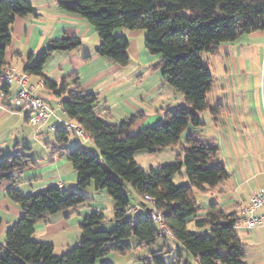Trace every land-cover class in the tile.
Here are the masks:
<instances>
[{
	"label": "trees",
	"instance_id": "trees-1",
	"mask_svg": "<svg viewBox=\"0 0 264 264\" xmlns=\"http://www.w3.org/2000/svg\"><path fill=\"white\" fill-rule=\"evenodd\" d=\"M57 4L95 29L98 56L122 67L129 62L128 39L115 31L145 32V49L160 57L151 68L161 71L163 80L181 94L184 104L173 111L165 110L160 123L121 139L141 114L126 122L107 124L95 112L98 95L83 90L76 73L63 78L59 85L43 73L45 62L55 52L75 50L82 43L79 38L50 41L30 56L22 73L43 81L45 90L60 100L65 116L89 138L97 154H89L82 145L69 150V133L56 130L54 141L58 147L53 154L66 157L76 172L80 190L76 192L49 186L23 195L15 187L16 180L20 173L36 167V160L27 152H17L0 161V183L11 184L7 196L21 208L20 218L7 228L0 245V264H96L107 254L124 255L138 247L152 246L161 238L175 242L173 261L164 260L173 251H166V244L139 261L189 264L185 257H192L198 264H247L246 245L235 231L240 219L225 213L217 202H211L206 214L199 215L201 204L196 194L212 191L228 179L217 146L191 135L182 142L180 138L188 125H202L201 112L219 114L221 107H210L207 98L212 78L209 58L218 53L219 44L264 31V0H57ZM31 14L33 7L27 0H0V77L7 67L5 54L12 26L17 18ZM10 86L0 88L4 98L10 95ZM170 147L179 150L173 164L145 172L135 161L134 155L140 150L155 154ZM182 169L189 185L177 186L173 177ZM91 183L113 200L114 228L95 230L106 218L94 211L79 223V242L62 255H56L51 245L33 241L37 222L87 205L90 199L82 191ZM126 185L138 195L140 203L145 195L155 199L154 207L171 236L162 235L148 215L136 220L127 216L130 197ZM190 223L192 231L188 230Z\"/></svg>",
	"mask_w": 264,
	"mask_h": 264
},
{
	"label": "crops",
	"instance_id": "crops-1",
	"mask_svg": "<svg viewBox=\"0 0 264 264\" xmlns=\"http://www.w3.org/2000/svg\"><path fill=\"white\" fill-rule=\"evenodd\" d=\"M27 1L33 7V14L17 18L12 26L11 43L5 54L7 67L22 74L24 62L44 49L50 41L64 37L79 38L82 43L75 50L55 52L45 62L43 73L54 85H59L63 78L76 73L80 87L98 95L95 112L107 124L126 122L141 114L120 136L121 139L160 123L165 110L173 111L184 104L181 94L163 80L161 71L151 68L160 57L149 54L145 49L143 31H117L128 39L129 62L122 67L96 54L98 33L81 17L60 9L57 0ZM209 63L212 78L207 98L210 107H221L220 112L216 116L208 110L201 112L202 125H188L180 140L184 137L182 142L191 135L213 142L228 179L214 190L200 195V200L197 199L201 204L199 215L206 214L211 202H217L225 213L235 214L240 219L235 231L246 245L247 264H264V223L248 228L243 213L251 194L264 191V31L243 35L232 43L219 44L218 53L209 58ZM25 88L33 96L44 99L53 109V115L46 125L40 126L15 101L17 84L10 86L7 98L0 92V161L17 152H27L36 160L38 165L20 173L16 180L15 187L23 195L49 186L66 192L80 191L77 174L67 158L53 154V149L58 147L54 141L56 130L69 133V150L87 143L94 148L93 144L87 136L83 139L74 133L71 127L75 123L61 110L60 100L45 90L43 81L27 76ZM50 135L54 136L53 140H50ZM137 154L148 160L157 154V161L150 166V169H154L156 166L170 165L173 160L175 162L179 150L170 147L149 155L140 150L134 158ZM10 187L7 181L0 183V245L4 243L7 228L21 216L20 206L7 196ZM82 192L90 202L37 222L33 241L51 245L56 255H62L79 242V223L88 214L94 211L104 214L107 210L113 215L114 202L106 191L95 190L91 183ZM131 192L135 205L129 207L130 218H144L149 206L144 201L140 203L132 189ZM111 222L109 226L106 225L107 228L99 225L95 230L111 229ZM156 243L152 246L155 247ZM160 244L157 249L138 247L124 255L110 253L98 259L96 264H145L139 259L160 250L165 244L166 251L173 250L166 254L171 257L175 250L167 248V241ZM173 258L166 262L173 261ZM189 258L185 257L190 264Z\"/></svg>",
	"mask_w": 264,
	"mask_h": 264
},
{
	"label": "built area",
	"instance_id": "built-area-1",
	"mask_svg": "<svg viewBox=\"0 0 264 264\" xmlns=\"http://www.w3.org/2000/svg\"><path fill=\"white\" fill-rule=\"evenodd\" d=\"M27 75L17 74L11 67H6L0 77V88L4 85H11L13 83L18 85L15 93V101L29 111L32 120L40 125H46L50 116L53 115L51 108L40 97L33 96L29 90L25 88ZM71 129L77 136L85 138V134L76 125ZM143 201L148 203L149 211L147 213L155 223L159 226V231L162 235L171 236L169 230L162 223L161 214L155 209V199L150 196H143ZM131 212V209L128 210ZM243 213L246 216L245 222L248 228H252L264 223V191L258 190L251 194L247 205L243 208Z\"/></svg>",
	"mask_w": 264,
	"mask_h": 264
},
{
	"label": "rangeland",
	"instance_id": "rangeland-1",
	"mask_svg": "<svg viewBox=\"0 0 264 264\" xmlns=\"http://www.w3.org/2000/svg\"><path fill=\"white\" fill-rule=\"evenodd\" d=\"M119 30H121L122 31V29H118V30H116L115 31V34L116 35H119V32H117V31H119ZM125 31H127V30H125ZM144 34H145V32H144ZM205 58V57H204ZM17 73V72H16ZM17 74H19V73H17ZM12 85V84H11ZM49 108H51V107H49ZM52 109V108H51ZM52 111H53V109H52ZM62 130V129H61ZM135 134V133H134ZM131 136V135H130ZM45 138V137H44ZM54 139V136L53 137H51V135H50V140H53ZM184 139V137L181 139V140H183ZM91 144L90 143H87V144H84V146H83V148L85 149V150H87V152L89 153V154H92V155H95V154H97L96 153V151H95V149L94 148H91V146H90ZM71 151H73L74 150V147H71V149H70ZM164 150V149H163ZM163 150H161V151H163ZM142 151V153H147L148 154V152L146 151V150H141ZM141 153V152H140ZM149 155V154H148ZM154 158H152V160H148V159H144L143 157H142V155H140V154H137L136 155V162L138 163V165L140 166V167H142L143 169H144V171L145 172H149L151 169H150V166H151V164L152 163H155L157 160V158L156 157H158L157 156V154H155L154 156H153ZM164 157V156H163ZM146 162V163H145ZM174 163V160H173V162L172 163H170V164H173ZM167 165V164H166ZM162 166H165V165H162ZM159 166H156L154 169H156V168H158ZM173 182H174V184L175 185H177V186H185V185H189V181H188V179H187V177H186V175H185V171H184V169H182L181 170V172L180 173H178V174H176L174 177H173ZM132 192H131V187L129 186V185H126V194H127V196L128 197H130V206H134L135 205V201H134V197L132 196V194H131ZM200 193H197V199L198 200H200ZM206 195H209V194H206ZM133 197V198H132ZM100 212V211H99ZM130 212H128L127 213V216L128 217H130ZM104 215H105V218H106V221L105 222H103L101 225L103 226V227H105V228H107V226H109L108 224L110 223V221H111V219L113 218V215L111 214H109L108 212H107V210H105V212H104ZM132 218H134L133 216H131ZM111 224L113 225V227L111 228V229H101V230H99V231H110V230H112L113 228H114V224H113V222H111ZM107 225V226H106ZM188 230H190V231H192V230H194V227H193V224H188ZM132 240V239H131ZM158 242L156 243V246L154 247V246H150V247H154V249H157V248H159V246L161 245L160 243H162L163 241H164V239H159V240H157ZM178 246H179V244H178ZM179 247H181V246H179ZM167 248H173L174 250H175V252L173 253V255L171 256V257H169V255H165L164 256V260L165 261H170L172 258H173V256L174 255H176V249H175V242L173 241V239H171V238H169L168 240H167ZM57 253V252H56ZM189 261H190V264H198V261H195L192 257H190L189 258Z\"/></svg>",
	"mask_w": 264,
	"mask_h": 264
},
{
	"label": "bare ground",
	"instance_id": "bare-ground-1",
	"mask_svg": "<svg viewBox=\"0 0 264 264\" xmlns=\"http://www.w3.org/2000/svg\"><path fill=\"white\" fill-rule=\"evenodd\" d=\"M22 109L28 111L26 108H24L23 106H21L19 103H17ZM48 106V105H47ZM49 107V106H48ZM29 112V111H28Z\"/></svg>",
	"mask_w": 264,
	"mask_h": 264
},
{
	"label": "water",
	"instance_id": "water-1",
	"mask_svg": "<svg viewBox=\"0 0 264 264\" xmlns=\"http://www.w3.org/2000/svg\"><path fill=\"white\" fill-rule=\"evenodd\" d=\"M148 211H149V209H148Z\"/></svg>",
	"mask_w": 264,
	"mask_h": 264
}]
</instances>
